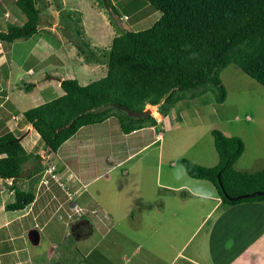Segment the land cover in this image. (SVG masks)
Listing matches in <instances>:
<instances>
[{"label": "rangeland", "instance_id": "374dc122", "mask_svg": "<svg viewBox=\"0 0 264 264\" xmlns=\"http://www.w3.org/2000/svg\"><path fill=\"white\" fill-rule=\"evenodd\" d=\"M43 1L48 3V0ZM51 1L53 7L57 6L58 11L52 12L51 15L55 19L48 28L54 31L52 33L49 30L46 31L49 42L44 43L41 37H47L42 33L40 41L37 40L39 36L34 34L27 40L16 39L14 42H3L4 46L11 47L8 59L19 64L24 63L25 66L36 67L33 75L36 79L56 77L51 75L54 73L57 77L75 78L80 84L85 85L104 76L106 66L96 62L86 63L77 54L72 42L56 25L58 22L66 23L69 29L71 28V34L74 35L73 41L75 38L78 40L85 38L90 42L91 47L95 46L96 49L108 47L117 33L111 11L101 7L99 0ZM110 2L114 5V17L118 18L119 24L131 30L146 28L160 16V12L145 0H110ZM37 6L41 9L42 21L50 20L51 8H43L39 3ZM15 10L20 12L15 2L0 0V26H5L7 16L10 14L12 18ZM75 14L80 17V24H78L83 34L81 37L75 35L77 29L74 21ZM50 43L56 49L47 52ZM52 53H57V57L51 56ZM4 65L9 66L8 63ZM4 70H0L1 80L4 82L1 83L0 93L2 95L4 91L1 90L10 87L8 90L14 91V101H18L16 108L20 113L59 97L63 93L61 87L56 86L55 82L47 83L44 80V82L38 81L35 85L38 87L34 86L32 93H26L24 88L27 86L32 88L33 85V82H31L32 85L28 84L31 77L21 70L13 71L12 69L7 83L5 67ZM220 78L227 91L224 102L217 103L213 94L207 92L193 99L186 98L178 101L166 116L154 107L152 116L157 123H160L153 127H143L128 136L123 135L124 132L121 131L117 118L113 116L103 123L81 127L70 141L74 144L60 147L56 153H47L43 149L40 137L37 138L34 135L24 140L23 144L21 143L27 151L35 150L41 153L44 165L54 161L60 154H64L62 158L71 165V169L76 172H79L81 167L85 171L88 169L86 178H83L87 182L84 193L86 196L93 197L92 202L96 201L99 204L98 210L106 218L107 227L102 226L98 229L89 244L76 245L86 255L83 264H95L96 261L99 262L98 264L127 263L130 260L129 254H124L126 257H122L123 254L120 255V261L117 259L124 245L121 234L128 236L129 239L135 237L142 246L148 245L152 249H159L163 244L162 233L177 222L182 223L180 218L184 203L203 201L192 192H198V189H201L200 191L211 192L213 196L217 195L212 183L189 177L180 163L181 158H187L207 167L217 164L218 156L211 135L213 128L221 130L227 136H238L243 140L245 148L234 164L236 170L255 172L264 168V87L234 64L224 68L220 72ZM17 84L24 87L18 89ZM21 120L24 121L23 116ZM157 135L160 136L157 137ZM90 139L94 141V145H88ZM123 139H129V141L124 142ZM76 142H82L83 145H78L79 148L75 149ZM92 147H94L92 152H88L87 150ZM129 153L130 157H127ZM121 160L119 165H115ZM94 162L95 169L92 167ZM111 164L115 167H107ZM107 169L109 171L107 173L105 171L101 178L88 181L93 174ZM178 171L181 172L180 179H177L175 175ZM120 190L123 191L121 202L113 203V196L117 194L115 192ZM61 192H63L62 189ZM82 199H84L83 195L78 201ZM8 200L12 201V197ZM204 201L207 202L206 199ZM208 201L211 202V200ZM174 210L177 214L172 216ZM127 212L129 214H126ZM133 214L135 218L132 217ZM137 215H140L142 220L138 221ZM167 217L174 220H171L168 226L165 224L162 227L159 221ZM79 220L85 221V218L79 217ZM207 229L208 224L205 223L203 228L198 229L201 232L196 233L195 237H200V234L206 235ZM69 230V226L55 223L53 237L57 241H62L59 244L60 250L69 251L68 253H72L73 250L78 252ZM64 234V238L61 239ZM117 241L119 245L115 243ZM43 245L42 240L36 248ZM123 248L125 252L131 253L130 243L125 244ZM102 253L111 254L107 256L109 260L101 258ZM41 257L38 261L43 264L51 261L46 255Z\"/></svg>", "mask_w": 264, "mask_h": 264}, {"label": "trees", "instance_id": "16d2710c", "mask_svg": "<svg viewBox=\"0 0 264 264\" xmlns=\"http://www.w3.org/2000/svg\"><path fill=\"white\" fill-rule=\"evenodd\" d=\"M160 12L150 26L113 36L108 47H91L87 39H74L71 28L59 22V29L86 63L106 66V73L82 85L75 78L60 81L63 94L23 111L25 121L39 134L43 149L56 152L79 128L116 117L122 132L129 133L157 124L153 116L131 117L110 103L141 111L154 105L166 116L180 100L193 99L211 92L217 103L227 97L220 72L236 65L264 87V0H145ZM114 17V5L105 0ZM26 20L10 24L0 31V39L12 42L27 39L39 32L41 9L36 0H15ZM101 7H105L99 0ZM62 14V13H61ZM70 16V15H69ZM75 35H83L76 14ZM79 23V24H78ZM119 23V22H118ZM45 31V30H44ZM190 46V47H189ZM193 53L197 55L193 58ZM32 85V83H29ZM25 87V90H29ZM152 115L155 108L151 107ZM160 114V113H159ZM159 117H161L159 115ZM218 162L207 167L181 158L186 174L206 180L215 187L221 202L232 206L244 202H264V168L255 172L238 171L234 164L245 145L238 136L211 130ZM38 151H27L15 133L0 134V178L12 180L11 210H19L34 199L32 185L48 167L40 161L28 177L20 175L39 159ZM25 180L30 181L27 191ZM72 243V242H71Z\"/></svg>", "mask_w": 264, "mask_h": 264}, {"label": "crops", "instance_id": "0c3cea01", "mask_svg": "<svg viewBox=\"0 0 264 264\" xmlns=\"http://www.w3.org/2000/svg\"><path fill=\"white\" fill-rule=\"evenodd\" d=\"M12 1L15 2V0ZM36 1L43 8H51V19L47 22L42 21L38 28L40 31L35 33L39 36L38 41L42 38L46 43L49 42L46 31L49 30V26L55 19L51 14L58 8L57 6L53 7L51 0H48V3L43 0ZM58 16L57 14V18ZM7 17L8 20H6L5 26H0V31H5L10 24L21 25L26 20L24 13L17 10L14 11L12 18L10 14ZM58 24L59 22L56 25L57 27ZM53 31L49 30L51 33ZM41 33L45 34L47 38L41 37ZM3 42L0 39V70H4L5 67L7 83L13 69V71L21 70L31 77L28 82H33V85L32 88H28L29 90L24 89L27 91L26 93H32L38 81L55 82L56 86H60V81L64 79L62 76L57 77V74L53 73L51 75H56V77L49 76L46 79H36L33 78L36 67L25 66L24 63L20 62L21 64H19L12 59L9 60L8 53H10L11 47L4 46ZM52 49L56 48L50 43L47 52H52ZM56 54L52 53L51 56H56ZM5 63H8L9 66H5ZM20 79L22 80V78ZM1 83L4 82L1 80L0 75V87H2ZM20 87L24 86L17 84L16 88L20 89ZM8 89L10 87L2 89L1 91H4L2 95L0 93V134L2 131H12L17 138L21 139L22 144L24 140H28L29 136L34 135L39 138L37 131L25 119L24 121L21 120L23 115L16 108L18 101H14V91ZM149 126L153 127L151 125L143 127ZM142 128L123 135H131ZM15 130L19 132L16 133ZM75 134L60 147L74 144L70 141ZM159 136L157 135V137ZM123 140L124 142L129 141V139ZM93 142L90 139L88 145L93 144ZM78 145L82 146L83 143L76 142L75 149L79 148ZM93 149L94 147L87 151L91 153ZM62 157H64V154H60L54 161L46 163L48 167L40 175L38 183L32 186L35 194L33 201L22 209L11 210L7 208V204L13 201V191L10 189L12 180L0 178V264H43L38 261L42 258L41 255H46L51 260L48 264H83L86 255L76 245L89 244L98 229L102 226L107 227L106 218L98 210L99 204L96 201L92 202L93 197L86 196L84 193L87 182L83 178H86L85 175H87L88 169L85 171L81 167L79 172H76ZM127 157H130V153ZM121 162L122 160L116 162L115 165H119ZM93 165L92 167L95 169L96 163L94 162ZM115 165L111 164L107 167H115ZM51 169L52 171H50ZM105 171L107 173L109 169L93 174L92 177L88 178V181L101 178ZM27 182H29V186H27ZM23 184L28 191L30 181L25 180ZM61 189L63 192H61ZM115 193L117 194L113 196V203L121 202L123 191L120 190ZM192 194L203 201L201 203L200 201L184 203L180 218L182 223L177 222L173 227L162 233V247L152 249L148 245L142 246L135 237L129 239L128 236L121 234L124 245L130 243L132 249L131 253L125 252L123 245L118 257L116 255L118 261H120V255L123 254L122 257H124L129 254L130 260L123 264H264V202H244L228 206L221 202L217 191L216 196H213L209 191L192 192ZM82 195L84 199L79 202L78 199L80 200ZM9 197H12V201L8 200ZM208 200H211V202ZM126 214H129V212ZM176 214V210L172 211V216ZM79 217L85 218V221L79 220ZM132 217L135 218V215L133 214ZM136 219L138 221L142 220L140 215H137ZM171 220L174 219L161 218L159 223L162 227L165 224L168 226ZM55 223L70 227L69 234L75 240L74 246L78 249V252L73 250L74 247L72 253L59 249V244L62 241H57L53 237ZM187 223H189V226H187ZM205 223L208 224L206 235L200 234V237H195L196 233L201 232L198 229L203 228ZM64 236L65 234L61 236V239ZM42 240L44 245L36 248ZM115 243L119 245L118 241ZM110 255L102 253L101 258L109 260ZM98 263L96 261L95 264Z\"/></svg>", "mask_w": 264, "mask_h": 264}, {"label": "water", "instance_id": "95a60500", "mask_svg": "<svg viewBox=\"0 0 264 264\" xmlns=\"http://www.w3.org/2000/svg\"><path fill=\"white\" fill-rule=\"evenodd\" d=\"M103 3L105 5L106 8H108L105 0H103ZM115 25H116V28L117 30L123 34L125 32V30L123 29V27H121L117 20L113 19ZM150 105V104H148ZM108 106H112L114 108H118L122 111H125L129 116L131 117H147V116H152V109L149 107V106H145V108L141 111H136V110H132L126 106H122V105H119V104H115V103H110ZM151 107H155L157 108L156 106L154 105H150ZM42 160V156L39 157V159L37 161H35L31 167H29L26 171H24L20 176L21 177H28L30 175V173L36 168L37 164ZM27 186H29V182H27ZM261 194H264V191H257V192H253V193H250V194H245V195H242L243 197H246V196H255V195H261Z\"/></svg>", "mask_w": 264, "mask_h": 264}, {"label": "clouds", "instance_id": "9594fccd", "mask_svg": "<svg viewBox=\"0 0 264 264\" xmlns=\"http://www.w3.org/2000/svg\"><path fill=\"white\" fill-rule=\"evenodd\" d=\"M119 24V23H118ZM120 25V24H119ZM121 26V25H120ZM122 27V26H121ZM190 47V46H189ZM193 55V58H195V56L197 55L196 53H193L192 54ZM148 105V104H147ZM181 169H182V166H181ZM176 178L177 179H180L181 178V172L180 171H178L176 174ZM201 189H198V191H200Z\"/></svg>", "mask_w": 264, "mask_h": 264}, {"label": "built area", "instance_id": "2783aa9c", "mask_svg": "<svg viewBox=\"0 0 264 264\" xmlns=\"http://www.w3.org/2000/svg\"><path fill=\"white\" fill-rule=\"evenodd\" d=\"M53 168V167H52Z\"/></svg>", "mask_w": 264, "mask_h": 264}]
</instances>
